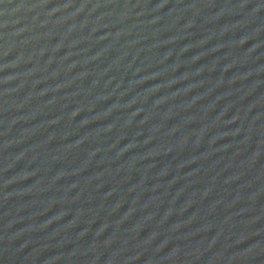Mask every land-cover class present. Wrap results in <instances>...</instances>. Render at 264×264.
Listing matches in <instances>:
<instances>
[{
  "label": "water",
  "instance_id": "1",
  "mask_svg": "<svg viewBox=\"0 0 264 264\" xmlns=\"http://www.w3.org/2000/svg\"><path fill=\"white\" fill-rule=\"evenodd\" d=\"M0 264H264V0H0Z\"/></svg>",
  "mask_w": 264,
  "mask_h": 264
}]
</instances>
